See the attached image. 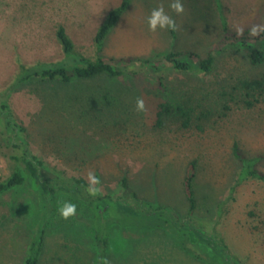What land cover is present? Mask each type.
<instances>
[{
	"label": "rangeland",
	"instance_id": "1",
	"mask_svg": "<svg viewBox=\"0 0 264 264\" xmlns=\"http://www.w3.org/2000/svg\"><path fill=\"white\" fill-rule=\"evenodd\" d=\"M172 2L131 1L101 54L126 70L125 76L73 77L68 84L33 79L14 87L21 65L64 59L57 37L62 26L76 53L96 60L95 37L123 0H0V94L10 95L37 155L69 176L88 181L93 172L101 181L96 187L106 195L136 193L147 205L186 216L184 180L196 162L197 216L216 218L242 167L235 144L264 174V98L250 109L239 89L242 81L264 76V63L254 66L247 49L224 33L215 0H181L184 12L179 15L169 7ZM221 3L231 34L248 30L250 44L261 48L251 29L264 28V0ZM161 4L175 21V40L170 29H148L147 18ZM173 51L202 57L213 52L212 73L176 71L165 61ZM128 59L138 61L133 69L121 63ZM144 61L160 66L161 74ZM137 99L144 101L143 112L136 110ZM165 102L174 108L158 127L159 106ZM180 105L192 109L189 129L182 126ZM11 173L0 153V185ZM36 202L29 186L0 197V264H26L41 218L46 223L39 264H100L104 256L107 264H204L185 250L181 233L159 226L154 217L134 227L133 220L114 214L103 226L93 209L75 199L59 201L58 208L65 202L77 205L76 215L67 220L58 209L53 219L49 212L39 214ZM225 210L218 230L232 252L245 264H264V182L240 186ZM101 228L108 237L105 253L96 239Z\"/></svg>",
	"mask_w": 264,
	"mask_h": 264
},
{
	"label": "trees",
	"instance_id": "2",
	"mask_svg": "<svg viewBox=\"0 0 264 264\" xmlns=\"http://www.w3.org/2000/svg\"><path fill=\"white\" fill-rule=\"evenodd\" d=\"M131 1L123 0L122 5L110 13L104 25L99 29L95 37V44L99 54L96 60L78 55L75 43L68 35L65 27L62 26L57 32V37L64 51V59L56 63H39L32 67L21 65L14 87H19L33 79L50 82L59 81L68 84L73 77L79 80H93L100 76L112 78L125 76L126 70L112 65L101 54L108 38L128 11ZM215 3L220 12L224 33L247 49L250 61L254 66L262 65L264 63V32H261L258 36L261 41V48L250 44L252 38L248 30L242 32V34H231L227 20L223 15L221 0H215ZM171 34L175 40L177 36L176 30H171ZM165 61L179 72H189L196 69L199 73L208 75L213 71L215 56L213 52H210L207 57H202L190 51H173L166 56ZM136 62L138 61L134 59L121 60V63L126 64L128 69H133ZM142 63L143 65L152 66L156 74H161L162 68L152 61H144ZM163 81L164 78L162 77L161 82L164 86ZM239 89L245 96L244 104L250 109L254 108L264 98V76L254 81H242ZM173 108L174 105L170 102L162 103L159 106L156 123L158 127L165 125L172 114ZM177 112L182 120L183 128H191L193 120L192 109L180 105L177 107ZM233 152L235 158L241 162L242 167L230 190L229 198L226 202L219 205L216 218L202 219L197 216L196 162L190 165L184 180V191L189 207L186 216L175 214L167 206L147 205L136 193L113 197L104 194L100 190L96 196H91L87 191L88 181L85 178L69 176L67 173L50 166L33 151L28 139L27 129L16 118L11 107L10 95L6 93L0 94V153L9 161L12 172L7 182L0 185V197L5 196L16 188L29 186L36 198L38 213L45 214V212H49V219L54 218L62 197L75 199L93 209L96 212L97 220L103 226L115 219L113 218L114 214L121 220H133L130 222L133 223L132 226L134 227L136 222L143 226V222H149V219L154 217L153 219L157 220L159 226L168 225L173 230H176L178 234L181 233L185 241V250L193 258L204 264H245L232 252L218 228L226 213L225 207L229 202L234 201L237 189L251 180L264 182V174L257 170L255 161L248 160L245 157L239 144L234 145ZM123 184L124 189L128 190L126 180ZM38 223L40 224L39 230L30 243L26 264H39L43 251L44 230L42 225H45L46 220L41 218V222L39 221ZM96 239L105 253L108 237L103 228L97 231ZM105 259L106 257L104 256L100 264H107Z\"/></svg>",
	"mask_w": 264,
	"mask_h": 264
},
{
	"label": "clouds",
	"instance_id": "3",
	"mask_svg": "<svg viewBox=\"0 0 264 264\" xmlns=\"http://www.w3.org/2000/svg\"><path fill=\"white\" fill-rule=\"evenodd\" d=\"M169 7L176 13L182 14L184 12V6L181 0H173ZM148 29L150 32L155 33L157 29L160 30H175L176 24L173 18L166 13L164 6L161 4L159 7L152 10L151 14L147 18ZM264 32V28L254 27L251 29V34L254 36L260 35ZM242 34V30H241ZM136 110L138 112L144 111V101L142 99H137ZM101 183L100 179L93 173H88V188L87 191L89 195L96 196L100 189L96 187ZM60 216L67 220L69 217L75 216L77 211V205L65 202L58 208Z\"/></svg>",
	"mask_w": 264,
	"mask_h": 264
}]
</instances>
